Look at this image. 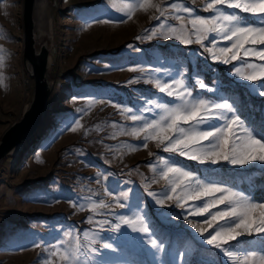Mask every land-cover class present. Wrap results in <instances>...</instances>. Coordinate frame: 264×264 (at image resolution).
I'll return each instance as SVG.
<instances>
[{
    "label": "rangeland",
    "instance_id": "374dc122",
    "mask_svg": "<svg viewBox=\"0 0 264 264\" xmlns=\"http://www.w3.org/2000/svg\"><path fill=\"white\" fill-rule=\"evenodd\" d=\"M23 1L0 0V55L4 57L3 66H0V73L4 75V84L0 85V139L4 131L20 119L35 93L34 78L23 59ZM180 2L193 7L197 14L208 15L211 11L204 7L207 0ZM224 8L233 11L227 5ZM152 15L151 11L137 10L128 19L111 6L110 0H38L37 28H52L39 38V43L48 42L50 47L53 46L50 49L53 63L49 69L53 90L37 133L23 143L18 153L9 155L0 164V264L58 261V257L51 253L61 241L70 239L63 235L70 229L82 230L80 235L84 242L83 232L92 229L87 217L93 215L95 220L105 218L100 210L93 213L85 199L103 198L102 186L93 178L101 171L114 174L109 176V184L119 181L121 190L132 188L143 197L141 209L146 213V220L154 229L155 238L164 243V252L154 256L155 249L140 240L142 233L132 232L123 226L124 232L136 238L125 241L119 233L109 231L106 226L103 235L115 238L113 242L118 251H105L110 253L109 258L116 264H158L162 258L173 257L177 264H183L178 253H184V260L198 264L210 260L231 264L222 253L217 255L219 250L207 245L200 233L184 219L188 216L203 226L206 213L202 216L188 215V209H181L171 201L159 205L143 190L142 177L153 175L147 166L148 161L155 162L152 154L166 157L170 154L157 148L155 141H149L148 148H138L136 145L142 137L127 135L120 129L121 125L130 126L132 122L120 115L116 103L122 107L139 108L149 97L165 101L172 99L149 82V75L139 70L132 71L135 65L140 64L147 69L152 78L163 80L168 78L163 69H171L174 78H181L176 75L179 72L186 82L193 84L197 78L207 83L206 66L212 63L225 65L212 61L210 56L205 60L201 55L204 49L196 43L183 45L162 37L151 41L137 40L136 37L143 35L145 29L157 26ZM244 15L253 16L249 13ZM94 20L114 23H95ZM86 24L91 26L85 27ZM150 43L155 45L149 47ZM167 43L177 46L161 48ZM218 44L224 46L228 41L218 39ZM247 59L260 62L254 57ZM233 64L238 62L233 61ZM197 73H200L199 77ZM229 74L243 86L242 93L228 88L217 69L213 72L214 84L207 83L209 89L219 88L222 94L231 97L230 102H234L243 113L241 119L258 126L264 120V100H259L264 96L257 92L259 81H246L237 77L234 71ZM196 93L216 98L213 92L200 89L198 85L193 94ZM90 100L97 102L90 105ZM101 100L105 103H99ZM108 100H112V104L106 103ZM76 120L82 127L72 131L69 125L75 127ZM175 158L210 178L225 180L229 185L250 190L256 196L264 195V165L258 162L243 167L226 163L205 166L178 155ZM206 168L215 172L206 171ZM166 186V182L160 180L152 184L150 190L160 192ZM81 203L85 205L83 210ZM187 203L199 204V201ZM217 208L223 209V205ZM115 211L120 215L129 214L119 208ZM109 218L115 223V217ZM255 235L247 239L254 240Z\"/></svg>",
    "mask_w": 264,
    "mask_h": 264
},
{
    "label": "snow or ice",
    "instance_id": "6c2138e0",
    "mask_svg": "<svg viewBox=\"0 0 264 264\" xmlns=\"http://www.w3.org/2000/svg\"><path fill=\"white\" fill-rule=\"evenodd\" d=\"M192 2L195 3V0ZM110 4L128 19L137 10L152 12L157 26L145 29L143 35L136 37L137 40L151 41L155 37H162L165 40L174 39L183 45L199 44L204 49L201 55L205 60L210 56L212 61L231 65L230 71H234L237 77L246 81H259L257 92L264 96V92H260V89H264V0H207L204 7L211 10L208 15L197 14L193 7L180 0H123L121 3L110 0ZM225 5L233 11H227ZM244 13L253 16H245ZM218 39L228 41V44L221 46ZM249 57L258 58L260 62H251L247 59ZM233 61L238 64H233ZM3 62L4 57L0 55V66H3ZM131 70L149 75V82L154 83L159 92L172 98L165 101L149 97L139 108L115 104L120 115L132 122L130 126L121 125V131L133 137H142L136 147L148 148V142L155 141L157 148L170 154L167 157L159 153L152 154L155 162L148 161L147 166L153 175L142 177L143 190L159 205L171 201L181 209H188V215L202 216L206 213L203 226L188 219V216L184 219L200 233L207 245L219 250L217 255L222 253L231 264H264V195L256 196L252 191L241 190L225 180L210 178L175 158L178 155L205 166L226 163L243 167L250 166L252 162L264 165V120L258 126L254 122L246 123L241 119L243 113L240 109L230 102L231 97L222 94L219 88L209 89L203 79L197 78L194 84L188 83L181 73H176L181 77L176 79L172 70L167 68L163 69L168 75L166 80L152 78L140 64ZM199 75L197 73V77ZM3 84L4 75L0 73V85ZM196 85L213 92L216 98H206L200 93L194 95ZM96 102L89 101L90 105ZM106 103L112 104V100ZM74 124L75 127L69 125L72 131L82 127L79 120L74 121ZM206 171L215 172L207 168ZM109 176L114 174L101 171L93 177L102 186L103 198H85L87 207L93 213L100 210L105 218L95 220L93 215L87 217L92 229L83 232L84 242L80 235L82 230L65 231L63 235L70 239L61 241L51 253L58 257V261L46 260L44 264H116L109 258L110 253L105 251H118L113 242L115 238L103 235L106 226L109 231L119 233L125 241L135 240V237L123 231V226H127L132 232L143 234L140 240L155 249L154 256L164 252V243L155 238L154 229L141 209L143 197L132 188L121 190L119 181L109 184ZM160 180L165 181L167 186L160 192L150 190L151 185ZM188 201H199V204L189 205ZM218 205H223V209L217 208ZM73 206H76L75 203ZM84 207L81 203V210ZM116 208L129 214L120 215L115 211ZM109 217H115V223ZM209 228L212 231L209 232ZM253 234H256L254 240L247 239ZM177 255L183 264H198L196 261L184 260V253ZM158 264H177V260L175 257L167 260L162 258ZM199 264L218 262L210 260Z\"/></svg>",
    "mask_w": 264,
    "mask_h": 264
},
{
    "label": "water",
    "instance_id": "95a60500",
    "mask_svg": "<svg viewBox=\"0 0 264 264\" xmlns=\"http://www.w3.org/2000/svg\"><path fill=\"white\" fill-rule=\"evenodd\" d=\"M38 0L23 1V59L30 76L35 81L32 101L23 109L19 120L14 121L0 139V164L12 154L13 150L29 141L39 130L47 112L48 101L53 90L49 78L50 46L48 42L39 43L37 39Z\"/></svg>",
    "mask_w": 264,
    "mask_h": 264
},
{
    "label": "trees",
    "instance_id": "16d2710c",
    "mask_svg": "<svg viewBox=\"0 0 264 264\" xmlns=\"http://www.w3.org/2000/svg\"><path fill=\"white\" fill-rule=\"evenodd\" d=\"M154 43H150L149 47L154 46ZM172 46H177L175 44H171V43H167L165 45H162L161 48H170ZM178 46H182V45H178ZM185 47V46H182ZM194 48V47H193ZM208 68V71L206 72L205 75V80L208 84L213 85L216 78L213 76V72L215 71V69L218 70V72L221 74L222 80L224 83H226L228 88H231L232 91H238L240 93L243 92V86H241L238 82H235L234 77H232L229 72L231 69L230 65H222L219 63H212L211 65L206 66ZM255 100V99H254ZM259 100H264V99H260ZM190 163H194L193 161H190Z\"/></svg>",
    "mask_w": 264,
    "mask_h": 264
},
{
    "label": "bare ground",
    "instance_id": "6f19581e",
    "mask_svg": "<svg viewBox=\"0 0 264 264\" xmlns=\"http://www.w3.org/2000/svg\"><path fill=\"white\" fill-rule=\"evenodd\" d=\"M49 31H52V28H51V30H48V29H46L45 28V26H42V27H39V28H37V39L39 40V38L40 37H42V36H45V34H47V32H49ZM52 33V32H51ZM50 35V34H49ZM52 38H53V35H52ZM50 46V45H49ZM53 46L51 45V47H49L50 49L52 48ZM51 63H53V58H52V56L50 55V65H51ZM28 106V105H27ZM26 106V107H27ZM25 107V108H26ZM24 108V109H25ZM22 145H23V143L21 144V145H19V146H17L14 150H13V152H12V154H16V153H18L21 149H22ZM11 154V155H12Z\"/></svg>",
    "mask_w": 264,
    "mask_h": 264
}]
</instances>
